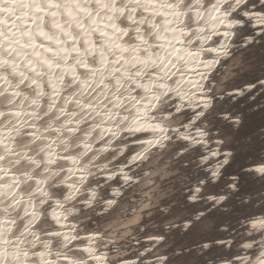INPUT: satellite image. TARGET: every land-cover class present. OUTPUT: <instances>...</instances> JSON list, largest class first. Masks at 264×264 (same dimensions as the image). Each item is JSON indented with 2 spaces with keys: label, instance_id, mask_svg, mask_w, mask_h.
<instances>
[{
  "label": "snow or ice",
  "instance_id": "1",
  "mask_svg": "<svg viewBox=\"0 0 264 264\" xmlns=\"http://www.w3.org/2000/svg\"><path fill=\"white\" fill-rule=\"evenodd\" d=\"M0 264H264V0H0Z\"/></svg>",
  "mask_w": 264,
  "mask_h": 264
}]
</instances>
